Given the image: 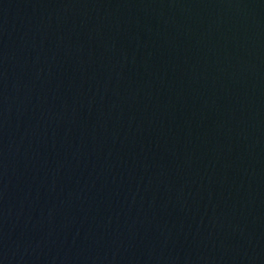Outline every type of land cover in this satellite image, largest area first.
<instances>
[{
  "label": "water",
  "instance_id": "95a60500",
  "mask_svg": "<svg viewBox=\"0 0 264 264\" xmlns=\"http://www.w3.org/2000/svg\"><path fill=\"white\" fill-rule=\"evenodd\" d=\"M0 264H264V0H0Z\"/></svg>",
  "mask_w": 264,
  "mask_h": 264
}]
</instances>
